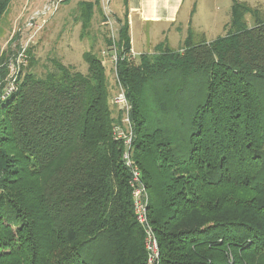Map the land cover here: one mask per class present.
Here are the masks:
<instances>
[{
	"label": "trees",
	"instance_id": "1",
	"mask_svg": "<svg viewBox=\"0 0 264 264\" xmlns=\"http://www.w3.org/2000/svg\"><path fill=\"white\" fill-rule=\"evenodd\" d=\"M80 6L86 31L98 1ZM116 20L153 264H264V15L233 0L224 36L189 31L178 50L135 59ZM83 59L87 73L57 59L43 76L20 71L8 97L0 64V264H150L115 138L123 114L101 58Z\"/></svg>",
	"mask_w": 264,
	"mask_h": 264
},
{
	"label": "rangeland",
	"instance_id": "2",
	"mask_svg": "<svg viewBox=\"0 0 264 264\" xmlns=\"http://www.w3.org/2000/svg\"><path fill=\"white\" fill-rule=\"evenodd\" d=\"M95 1H98V6L94 8L90 26L85 31L80 3ZM240 1L258 8L264 15V0ZM47 2L48 0H13L0 18V64L6 65L8 69L7 82H12L14 75L17 78L20 71L25 74L30 70L37 76H43L53 69L52 61L56 59L65 65L74 66L82 73H87L83 54L92 51L104 63L111 87V106L114 110H119L113 98L120 93L121 89L115 77L114 50L106 42L110 39L109 26L101 0H66L52 16L38 21L40 26L38 29L24 28L32 12L40 10ZM232 3L233 0H198L197 21L206 24L211 21L218 24L217 28L212 26V29L208 30V40L213 41L224 36L223 26L230 22ZM122 6V0H111L112 16L110 17L116 19V15H121ZM246 21L249 27L253 26L254 21L250 15L247 16ZM113 26L118 31V21L113 23ZM30 36H32L31 40H29ZM30 58L33 59L32 67Z\"/></svg>",
	"mask_w": 264,
	"mask_h": 264
},
{
	"label": "crops",
	"instance_id": "3",
	"mask_svg": "<svg viewBox=\"0 0 264 264\" xmlns=\"http://www.w3.org/2000/svg\"><path fill=\"white\" fill-rule=\"evenodd\" d=\"M121 15L129 27L131 48L137 55L151 54L155 48L166 43L178 50L191 31L197 39L205 38L217 22L207 24L197 21L198 0H122ZM226 23L223 28H225ZM225 31V30H224ZM223 31V32H224ZM184 32V35H183ZM225 34V32H224Z\"/></svg>",
	"mask_w": 264,
	"mask_h": 264
},
{
	"label": "built area",
	"instance_id": "4",
	"mask_svg": "<svg viewBox=\"0 0 264 264\" xmlns=\"http://www.w3.org/2000/svg\"><path fill=\"white\" fill-rule=\"evenodd\" d=\"M66 0H48V2L40 9L32 12V14L27 19V22L24 28L28 30L38 29V21L44 20V17L52 16L58 9L59 6ZM111 0H101V5L104 13L108 18V26H109V38L113 43V50H114V61L116 63L117 56L115 52V45L118 41V31L114 28L113 23H116V19L111 18L112 11L110 9ZM32 36H30L29 40H31ZM26 51V49H24ZM21 54V53H20ZM23 55V54H22ZM131 58H137L139 55L135 53L132 49L130 51ZM14 80L9 82V86L7 88L5 97H8L12 93L16 91V75L13 76ZM116 82L118 80L116 79ZM119 84V83H118ZM120 86V85H119ZM120 93L113 98V102L118 104L119 110L122 111L123 119L122 125H118L115 127V138L118 141H123L124 143V153H123V161L125 166L128 167L131 171V179H130V186L132 189V197H133V210L136 221L139 225L145 230L147 234V241H146V249L149 255V263L153 264L159 257V250H158V242L157 239L152 231V227L149 223L148 218V205H149V195L145 184L142 181L141 171L135 165L133 160V148H132V139H133V132L130 125L129 120V110L130 107L128 105L125 92L120 86Z\"/></svg>",
	"mask_w": 264,
	"mask_h": 264
}]
</instances>
